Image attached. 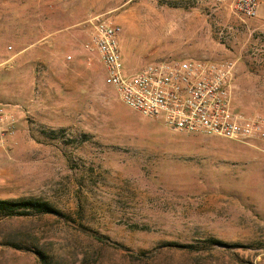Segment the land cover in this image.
<instances>
[{
    "label": "rangeland",
    "instance_id": "374dc122",
    "mask_svg": "<svg viewBox=\"0 0 264 264\" xmlns=\"http://www.w3.org/2000/svg\"><path fill=\"white\" fill-rule=\"evenodd\" d=\"M96 16L121 26L125 72L229 61L232 108L264 117V4L246 17L223 0H0V200L57 211L0 215V264H264V139L126 106L83 48Z\"/></svg>",
    "mask_w": 264,
    "mask_h": 264
},
{
    "label": "built area",
    "instance_id": "2783aa9c",
    "mask_svg": "<svg viewBox=\"0 0 264 264\" xmlns=\"http://www.w3.org/2000/svg\"><path fill=\"white\" fill-rule=\"evenodd\" d=\"M223 1L246 17H256L264 4V0ZM90 25L83 48L98 54L106 71L105 81L139 115L159 119L171 129L187 133L241 142L264 139V117H246L231 106L234 73L231 62L161 59L127 73L119 48L121 26L101 16L93 17ZM7 115L8 111L0 104V141L12 128Z\"/></svg>",
    "mask_w": 264,
    "mask_h": 264
},
{
    "label": "trees",
    "instance_id": "16d2710c",
    "mask_svg": "<svg viewBox=\"0 0 264 264\" xmlns=\"http://www.w3.org/2000/svg\"><path fill=\"white\" fill-rule=\"evenodd\" d=\"M41 212L52 214L57 211L43 201H34L31 199L22 201L0 200V215L2 217L29 216Z\"/></svg>",
    "mask_w": 264,
    "mask_h": 264
}]
</instances>
